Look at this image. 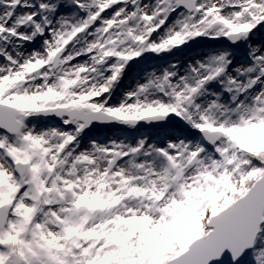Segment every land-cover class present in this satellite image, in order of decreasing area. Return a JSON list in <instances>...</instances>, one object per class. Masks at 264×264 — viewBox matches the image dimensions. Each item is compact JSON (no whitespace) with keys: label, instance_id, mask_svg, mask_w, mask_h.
I'll return each instance as SVG.
<instances>
[{"label":"snow or ice","instance_id":"snow-or-ice-1","mask_svg":"<svg viewBox=\"0 0 264 264\" xmlns=\"http://www.w3.org/2000/svg\"><path fill=\"white\" fill-rule=\"evenodd\" d=\"M0 264H264V0H0Z\"/></svg>","mask_w":264,"mask_h":264}]
</instances>
